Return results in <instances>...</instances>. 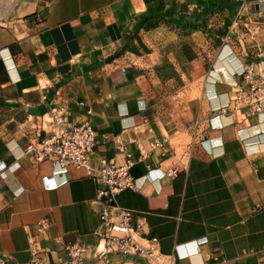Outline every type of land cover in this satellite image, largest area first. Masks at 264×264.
<instances>
[{
  "label": "crops",
  "instance_id": "crops-1",
  "mask_svg": "<svg viewBox=\"0 0 264 264\" xmlns=\"http://www.w3.org/2000/svg\"><path fill=\"white\" fill-rule=\"evenodd\" d=\"M249 65L264 76V0H20L0 22V257L28 261L33 235L50 261L64 244L98 242L96 179L24 155L62 103L97 131L96 156L124 163L128 145L142 185L115 203L135 225L144 216L143 235L176 264H264V112L229 107ZM179 85L200 90L181 116ZM165 137L166 155L151 147Z\"/></svg>",
  "mask_w": 264,
  "mask_h": 264
},
{
  "label": "built area",
  "instance_id": "built-area-1",
  "mask_svg": "<svg viewBox=\"0 0 264 264\" xmlns=\"http://www.w3.org/2000/svg\"><path fill=\"white\" fill-rule=\"evenodd\" d=\"M240 75L245 84L236 85L229 107L248 119L264 112V76L258 74L253 65L245 67ZM40 129L42 133L25 145L24 155L33 163L50 162L59 173L66 171L69 165L84 167L87 174L100 184L97 198L100 218L98 242L95 245L82 241L64 244L65 257L50 261L44 256L46 248L33 235L29 242L31 257L28 261H17L5 255L0 257V264H85L90 256L109 263L111 253L135 255L143 258L147 264H176L173 254L161 251L156 237L143 235L145 217L135 225L133 210L115 203V197L120 191L142 185L139 178L131 173L134 158L126 143L119 146L120 152L125 155L124 163H117L107 155L96 156L97 131L89 120L71 119L69 108L62 103H55L42 115ZM166 141L167 137L155 139L151 147L163 149L166 155L170 152L165 149ZM147 153L151 151H142V155ZM176 172L177 169L170 170V173ZM48 228V221L38 222L39 233L47 232Z\"/></svg>",
  "mask_w": 264,
  "mask_h": 264
},
{
  "label": "rangeland",
  "instance_id": "rangeland-1",
  "mask_svg": "<svg viewBox=\"0 0 264 264\" xmlns=\"http://www.w3.org/2000/svg\"><path fill=\"white\" fill-rule=\"evenodd\" d=\"M19 1L20 0H0V22L12 21L13 17L15 16L16 8L18 6ZM176 88L179 90V99L176 106L179 110L178 116H181L182 112L185 111L187 96L189 95L190 97H193L197 100L200 98V90L196 86H194L192 89H187L186 86L179 85ZM189 140L190 138L188 137V135L180 134L179 137L174 140V142L179 143L182 146V151H185Z\"/></svg>",
  "mask_w": 264,
  "mask_h": 264
}]
</instances>
